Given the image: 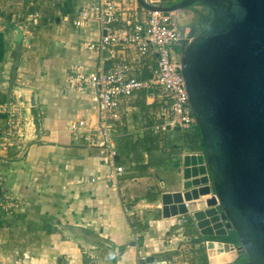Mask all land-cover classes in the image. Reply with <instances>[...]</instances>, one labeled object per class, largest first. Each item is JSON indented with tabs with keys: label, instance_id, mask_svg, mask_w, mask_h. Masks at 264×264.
Listing matches in <instances>:
<instances>
[{
	"label": "crops",
	"instance_id": "crops-1",
	"mask_svg": "<svg viewBox=\"0 0 264 264\" xmlns=\"http://www.w3.org/2000/svg\"><path fill=\"white\" fill-rule=\"evenodd\" d=\"M96 2L0 0V106H21L35 88L41 118L40 138L22 158L0 151L1 202L11 197L19 204L9 214L0 208V264H146L141 257H168V264L177 256L175 244L192 264H210L190 215L164 219L160 213L161 194L181 188L172 164L203 153L197 126L155 134L151 128L162 122L155 118L162 107L155 92L123 99L115 132V165L125 170L118 189L102 181L108 168L96 151L71 139V125L88 128L96 121L95 94L78 93L65 79L72 66L99 68L98 56L83 44L99 40L102 32L95 22L75 28L63 18ZM18 31L22 51L9 90ZM3 127L0 119V133Z\"/></svg>",
	"mask_w": 264,
	"mask_h": 264
},
{
	"label": "water",
	"instance_id": "water-1",
	"mask_svg": "<svg viewBox=\"0 0 264 264\" xmlns=\"http://www.w3.org/2000/svg\"><path fill=\"white\" fill-rule=\"evenodd\" d=\"M136 2L163 13L199 4L211 14L204 32L195 36L191 26L193 39L181 55L185 88L204 150L200 155L180 156L172 164L181 188L161 194V216L190 215L200 239L233 231L238 246L206 241V249L208 244H224L236 251L230 264L240 254L247 256L246 264H264V0H168L160 7ZM21 35L18 31L14 38L9 90L21 57ZM109 64L105 62L104 71ZM29 91V101L21 104L28 120V144L41 135L37 89ZM209 194V199L199 201ZM1 195L0 185V202ZM167 259L150 257L145 263L167 264Z\"/></svg>",
	"mask_w": 264,
	"mask_h": 264
},
{
	"label": "built area",
	"instance_id": "built-area-1",
	"mask_svg": "<svg viewBox=\"0 0 264 264\" xmlns=\"http://www.w3.org/2000/svg\"><path fill=\"white\" fill-rule=\"evenodd\" d=\"M144 1L156 7L164 5L163 0ZM184 16H189L190 21L180 24L179 20ZM195 16L193 9L163 13L146 10L136 0H97L94 5L63 18V22L75 28L95 22L102 32L99 40L83 44L85 50L98 56L99 68L88 72L72 66L65 86L78 93L92 90L95 94L96 121L88 128H83V124L71 125V139L86 149L96 151L108 168L102 181L115 189L119 188V180L125 173L122 166L115 165V132L121 124L123 99L139 91L155 92L162 104L161 110L155 114L156 121L161 119L162 122L151 128L155 134L167 127L186 131L196 126L181 63L182 52L193 39L189 38V33L196 21ZM177 48L180 50L176 51ZM106 60L110 61V66L104 71ZM146 75H151V78ZM24 116V109L16 103L7 102L0 106V119L4 126L0 133L1 152L12 151L17 158L25 155L29 144L26 142L28 120ZM95 181L91 179V182ZM18 205L11 197L0 202V208L8 214ZM134 214L130 212L129 215L132 218ZM166 243L169 246L174 244L170 238ZM174 249L177 256L168 264H192L180 246L175 244ZM145 260L140 258L141 263Z\"/></svg>",
	"mask_w": 264,
	"mask_h": 264
},
{
	"label": "bare ground",
	"instance_id": "bare-ground-1",
	"mask_svg": "<svg viewBox=\"0 0 264 264\" xmlns=\"http://www.w3.org/2000/svg\"><path fill=\"white\" fill-rule=\"evenodd\" d=\"M189 21L190 17L184 16L183 18H180L179 23L185 24ZM216 231L218 230H212L213 233ZM207 254L211 264H230L236 256V251L231 247L225 246L224 244L212 243L207 245Z\"/></svg>",
	"mask_w": 264,
	"mask_h": 264
},
{
	"label": "flooded vegetation",
	"instance_id": "flooded-vegetation-1",
	"mask_svg": "<svg viewBox=\"0 0 264 264\" xmlns=\"http://www.w3.org/2000/svg\"><path fill=\"white\" fill-rule=\"evenodd\" d=\"M170 2H177L179 0H169ZM163 2L167 3L168 0H163ZM193 9L196 13V16L198 18V21H197V18H196V21L192 24V27H194V30L197 34L201 33L205 27L207 26V24L209 23V19L211 18V14H210V11L209 9L199 5V4H194L193 6L185 9V10H191ZM209 20V21H207ZM198 31V32H197Z\"/></svg>",
	"mask_w": 264,
	"mask_h": 264
},
{
	"label": "trees",
	"instance_id": "trees-1",
	"mask_svg": "<svg viewBox=\"0 0 264 264\" xmlns=\"http://www.w3.org/2000/svg\"><path fill=\"white\" fill-rule=\"evenodd\" d=\"M209 20H207V21H209ZM203 32H204V30H203ZM204 240L205 241H215V242L229 243V244H233L235 247L239 245L237 235L233 231H229L226 236L206 237V238H204ZM247 261H248L247 256L245 254H240L237 257V259L234 261L233 264H246Z\"/></svg>",
	"mask_w": 264,
	"mask_h": 264
},
{
	"label": "rangeland",
	"instance_id": "rangeland-1",
	"mask_svg": "<svg viewBox=\"0 0 264 264\" xmlns=\"http://www.w3.org/2000/svg\"><path fill=\"white\" fill-rule=\"evenodd\" d=\"M137 3V2H136ZM188 14V13H187ZM195 18H197V16H195ZM197 21H198V18H197ZM198 32V31H197ZM174 171V170H173ZM173 176H174V181H175V179H176V173H175V171H174V174H173Z\"/></svg>",
	"mask_w": 264,
	"mask_h": 264
}]
</instances>
